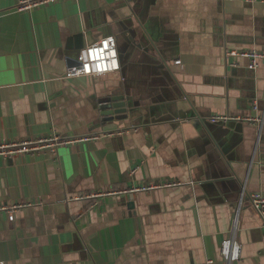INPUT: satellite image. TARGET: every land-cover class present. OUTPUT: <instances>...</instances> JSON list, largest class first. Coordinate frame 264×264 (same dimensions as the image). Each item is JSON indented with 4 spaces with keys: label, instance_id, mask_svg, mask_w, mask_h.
<instances>
[{
    "label": "crops",
    "instance_id": "1",
    "mask_svg": "<svg viewBox=\"0 0 264 264\" xmlns=\"http://www.w3.org/2000/svg\"><path fill=\"white\" fill-rule=\"evenodd\" d=\"M21 4L0 0V138L100 136L0 156V205L22 203L0 209V261L227 264L220 245L243 188L264 194V125L209 118L264 112V59L251 68L226 55L264 51V1ZM111 35L118 71L65 77L83 47ZM112 95L128 108L104 120ZM247 196L233 264H264V224Z\"/></svg>",
    "mask_w": 264,
    "mask_h": 264
},
{
    "label": "built area",
    "instance_id": "2",
    "mask_svg": "<svg viewBox=\"0 0 264 264\" xmlns=\"http://www.w3.org/2000/svg\"><path fill=\"white\" fill-rule=\"evenodd\" d=\"M54 0H22L21 8L27 9L34 4L48 2ZM254 2L258 0H245ZM264 1V0H260ZM226 55L240 54L250 59V67L255 68L261 59H264V51L258 49H240V50H227ZM177 63L180 60L176 61ZM121 67L120 56L117 47V41L115 36H106L98 39L94 43L83 47L76 59L75 63L71 65L66 71V78H72L76 76L85 75H97L102 73H109L118 71ZM209 120L213 123H228L229 121H247L254 123L259 127L264 125V112L255 116H234L227 113H220L212 115ZM100 135H63L52 132L48 136L40 135L35 137H26L19 140H3L0 138V156L4 158L14 157L16 154L33 153L36 151L48 150L52 154H56L58 149L62 145L74 143L78 140H88L92 138H98ZM135 169H131L130 173L134 174ZM174 184L173 181L165 182H151L143 186H132L129 189H124L122 192L133 193L139 190H149L155 187L168 186ZM245 187L240 194L238 211L234 217L233 225L230 229V234L226 237L220 245V255L226 261L227 264H233L241 259L242 245L237 237V231L239 226L240 211L243 201L245 200L247 193ZM104 194V193H102ZM252 206L260 214L264 224V194L261 192H252L247 196ZM30 204V203H23ZM22 205V203L14 204L12 206L0 205V209H10L12 212ZM14 214L10 215V219H14ZM212 262V259H209ZM0 264H6L5 261H0Z\"/></svg>",
    "mask_w": 264,
    "mask_h": 264
},
{
    "label": "water",
    "instance_id": "3",
    "mask_svg": "<svg viewBox=\"0 0 264 264\" xmlns=\"http://www.w3.org/2000/svg\"><path fill=\"white\" fill-rule=\"evenodd\" d=\"M103 102L107 104L105 109L102 108L104 120H113L118 114L126 112L128 108L122 95H112Z\"/></svg>",
    "mask_w": 264,
    "mask_h": 264
}]
</instances>
